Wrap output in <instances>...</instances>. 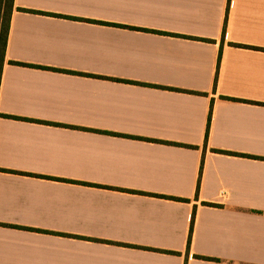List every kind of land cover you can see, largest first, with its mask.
<instances>
[{"label": "crops", "instance_id": "1", "mask_svg": "<svg viewBox=\"0 0 264 264\" xmlns=\"http://www.w3.org/2000/svg\"><path fill=\"white\" fill-rule=\"evenodd\" d=\"M0 264H264V0H14Z\"/></svg>", "mask_w": 264, "mask_h": 264}, {"label": "trees", "instance_id": "2", "mask_svg": "<svg viewBox=\"0 0 264 264\" xmlns=\"http://www.w3.org/2000/svg\"><path fill=\"white\" fill-rule=\"evenodd\" d=\"M13 10H14V0H0V89L2 83V75L5 64L6 49L8 44L10 23H11ZM20 11L35 13L33 11H28V10H20ZM210 122L211 119L209 118L207 134L209 133ZM192 232H193V222H192L191 235ZM190 243H191V237L188 246H190ZM200 259L210 260L206 258H200Z\"/></svg>", "mask_w": 264, "mask_h": 264}]
</instances>
